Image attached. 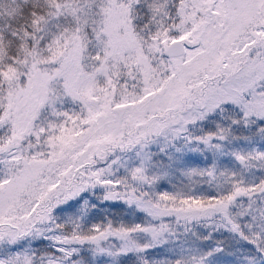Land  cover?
<instances>
[{"label": "snow or ice", "instance_id": "6c2138e0", "mask_svg": "<svg viewBox=\"0 0 264 264\" xmlns=\"http://www.w3.org/2000/svg\"><path fill=\"white\" fill-rule=\"evenodd\" d=\"M0 264H264V0H0Z\"/></svg>", "mask_w": 264, "mask_h": 264}]
</instances>
